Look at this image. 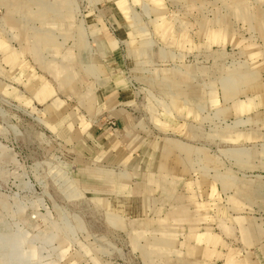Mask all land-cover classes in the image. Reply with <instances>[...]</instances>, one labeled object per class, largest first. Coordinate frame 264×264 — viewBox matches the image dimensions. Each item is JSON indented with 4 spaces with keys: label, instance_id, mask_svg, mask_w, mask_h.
I'll list each match as a JSON object with an SVG mask.
<instances>
[{
    "label": "rangeland",
    "instance_id": "rangeland-1",
    "mask_svg": "<svg viewBox=\"0 0 264 264\" xmlns=\"http://www.w3.org/2000/svg\"><path fill=\"white\" fill-rule=\"evenodd\" d=\"M0 264H264V0H0Z\"/></svg>",
    "mask_w": 264,
    "mask_h": 264
}]
</instances>
